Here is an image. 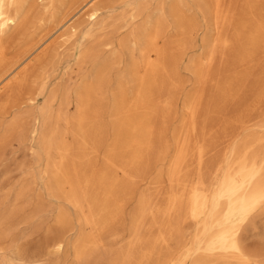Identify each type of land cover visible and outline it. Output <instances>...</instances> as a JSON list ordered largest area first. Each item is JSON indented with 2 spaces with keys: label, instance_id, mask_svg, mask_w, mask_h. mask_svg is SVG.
<instances>
[{
  "label": "bare ground",
  "instance_id": "1",
  "mask_svg": "<svg viewBox=\"0 0 264 264\" xmlns=\"http://www.w3.org/2000/svg\"><path fill=\"white\" fill-rule=\"evenodd\" d=\"M78 14L86 17L84 28L73 23ZM15 30L22 37L13 46ZM53 35L73 52L50 50ZM198 48L201 56L184 61ZM72 57L80 81L55 85ZM182 65L195 87L178 113ZM118 67L107 122L103 95ZM2 96L0 153L8 135L26 131L29 149L45 155L40 178L47 195L75 210H58L37 253H16L3 264H41L45 249H64L76 223L78 264H264V246L247 242L264 217V117L251 124L256 110L264 116V0H0ZM39 97L45 103L28 113L31 120L21 112L6 121L11 109L33 107ZM240 100L232 119L238 132L209 160L219 146L209 114ZM167 161L150 182L158 187L166 178L164 199L140 192L124 226L137 180ZM13 217L12 208H2L0 226L10 228ZM121 230L128 231L126 245L108 248L106 238Z\"/></svg>",
  "mask_w": 264,
  "mask_h": 264
},
{
  "label": "rangeland",
  "instance_id": "2",
  "mask_svg": "<svg viewBox=\"0 0 264 264\" xmlns=\"http://www.w3.org/2000/svg\"><path fill=\"white\" fill-rule=\"evenodd\" d=\"M100 0H96L99 2ZM73 23L80 26V28H84L87 25V20L85 16L81 14L76 15L73 18ZM22 37L20 30H15L13 32V42L14 46L19 39ZM49 42L51 44L50 50H54L58 48L64 54H70L73 52L71 50L72 46L69 44H64L62 46V38L57 39L56 35L50 37ZM185 55V60L187 61L189 56L195 55L196 57L201 56L203 51L201 49H195L189 51ZM75 58H69V66H65L64 64L59 70L58 74L54 79L56 84L63 83H75L78 84L80 81V71L77 66L74 65ZM124 65H121V68ZM185 65L181 66L180 74L182 80V87L180 93L178 94L177 100V110L178 113L183 111V97L187 92H193L195 87L194 85V76L185 70ZM92 70V66L87 64L84 66V73L89 74ZM121 70L119 67L115 68L111 72V80L107 89L104 93L105 101V113L104 118L108 122L111 120V116L109 114L108 108L110 105L109 100L111 99V88L114 85V79L117 76V73ZM67 72V73H66ZM254 78H251L250 82H253ZM212 87L208 86L207 91L211 90ZM248 95H251L252 88L249 87L247 91ZM5 96L0 97V103L3 101ZM109 99V100H108ZM207 98H205L206 101ZM45 98L39 97L36 101L35 105L31 107L29 104L24 103L20 105V108L14 107L7 114L6 121H11L13 117H15L18 113H23V118L25 123L28 122L30 117H27L28 113L32 111H39V109L44 105ZM207 103V101L205 102ZM210 103V102H209ZM60 104V100L55 101V109L58 108ZM242 106V100L236 101L234 103H228L226 107L222 109V112L219 114L210 113V117L213 118V121L217 124L214 128L217 137L215 141L219 144V146L209 154V160L217 159L222 155L223 148L227 143V140L234 136L233 133L238 132L236 128V124L232 121L233 117L238 114L240 108ZM264 109V105H263ZM74 104L69 106V113H75ZM261 115V109H258L254 112V120L251 124L257 123L264 116ZM204 116H201V120ZM26 125V124H25ZM178 121L174 119L169 125L168 131V139L170 141V154L172 155L174 152L173 145V137L172 131L174 127H177ZM64 124L62 127L64 128ZM256 129V127H253ZM3 127H0V137L3 136ZM30 141L26 134V131L20 132L18 135H8L2 145L1 153H0V201L1 208L9 207L13 209L14 217L12 221V226L10 228H6L5 226H0V264L8 261L11 257L15 256L16 253H20L22 256L26 257L29 255H33L37 253L41 244L46 241V231L49 227L54 225L55 216L58 210L61 207L66 208L73 215L75 214V210L69 208V206L63 200H56L49 197L44 189V180L40 178L44 163H45V155L40 152L39 155L33 154V152L29 149ZM103 150L100 152V156L98 157V161L102 160ZM167 162L160 163L158 165L153 166L151 169L147 171L144 176V179H138L136 182V193L135 196L127 202L125 205V213H124V226H130L131 220V212L134 210L137 204V197L140 192H151L154 199L161 201L165 197V191L169 188V183L166 181V178L163 179L162 184L158 187L151 184L152 178L156 175L158 170L166 171L167 170ZM194 167V166H193ZM193 168H191L192 170ZM31 177H35L36 180L33 185L26 189V193L22 197H17V193L25 187L27 181L31 179ZM159 188V189H158ZM160 192L159 193H157ZM38 195L41 196V199H38ZM17 197V198H16ZM41 201L42 207L40 210L36 209L38 202ZM77 226L73 230H70L66 234V243L67 245L64 249L60 251H54L53 248H47L43 252V257L41 264H78L75 259V252L73 243L77 239V233L79 230V226ZM88 230V229H86ZM146 235H150V233H146ZM129 239V234L127 230H121L117 234L110 235L106 238V245L108 248L113 250L117 248H121L126 245ZM248 244L252 246H264V217L257 218L256 226L254 229L249 231ZM161 253L167 252L165 248H161Z\"/></svg>",
  "mask_w": 264,
  "mask_h": 264
}]
</instances>
